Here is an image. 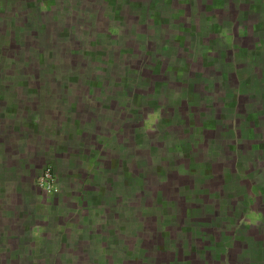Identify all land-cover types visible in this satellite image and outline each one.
<instances>
[{
  "label": "rangeland",
  "instance_id": "obj_1",
  "mask_svg": "<svg viewBox=\"0 0 264 264\" xmlns=\"http://www.w3.org/2000/svg\"><path fill=\"white\" fill-rule=\"evenodd\" d=\"M16 1L0 0V167L11 168V188L21 184L49 207L59 202L64 188H72L68 197L72 204L83 193L82 204L89 205L87 213L70 216L74 233H46L47 240L41 237L47 253L28 264H216L214 249L202 250L200 245H214L222 233L231 231L230 210L224 211L232 197L221 201L225 183L231 180L222 172L225 159L220 167L217 161L211 164L213 176L203 173L207 162H212L204 156L206 147L200 150L205 145L184 144L183 132L173 131L181 126H163L172 116L171 107L165 110L161 100L135 110L136 97L130 93L142 88L143 79L118 80L120 54L104 62V52L110 50L105 45V50L93 52L92 57L86 54L89 59L82 56L84 52L79 55L76 39H71L69 47V41L58 39L70 37L72 30L58 27L55 14L43 11L53 0H22L23 4L12 8ZM24 5L34 10L20 8ZM63 10L67 12L68 6ZM95 37L103 35L97 32ZM110 83L123 88L109 95L114 100L111 106L98 110L89 106L100 93L94 87ZM186 96L183 91L174 96L179 107ZM198 102L201 95L194 94L192 104ZM81 113L86 141L95 144L96 151L72 161L69 152L79 145L64 144L58 131L72 114ZM179 114L174 119L179 120ZM195 134L191 137H198V130ZM46 166L55 175L52 192L38 182ZM85 183L92 185L85 187ZM235 192L243 193V186ZM73 211L79 214L77 209L68 213ZM62 219L50 213L49 228L61 229ZM40 247L37 242L36 248Z\"/></svg>",
  "mask_w": 264,
  "mask_h": 264
},
{
  "label": "crops",
  "instance_id": "obj_2",
  "mask_svg": "<svg viewBox=\"0 0 264 264\" xmlns=\"http://www.w3.org/2000/svg\"><path fill=\"white\" fill-rule=\"evenodd\" d=\"M17 1L11 4L12 8L24 3ZM78 1L53 0L46 4L48 8L44 7L43 11L55 14L52 16L57 18L58 27L72 30L70 37L64 34L66 39H58L69 41L68 47L72 45L71 39H76L75 45L79 46L76 52L79 55L84 52V57L105 50L106 45L110 50L104 52V62L120 54L122 73L118 80L127 76L135 81L143 79L142 88L130 93L136 97L135 104L130 97L135 110L148 102L155 106L163 100L165 110L172 108V116L166 118L163 126H181L173 131L178 135L183 132L184 144L205 145L200 150L206 147L204 156L212 162L206 161L203 173L214 175L213 168L209 170L214 161L219 167L222 159L227 163L221 168L231 179L224 186L230 193L224 191L219 199L232 197L233 201L224 211L226 214L230 210L231 231L222 233V239L214 245L201 243L202 250L214 249L211 253L216 264H264V0ZM67 6L65 12L63 9ZM25 7L34 10L32 5L20 6ZM97 32L103 37H95ZM94 88L100 93L88 105L97 110L98 107L108 109L114 101L109 95L116 88L123 90L112 83ZM182 91L187 96L179 107L174 96ZM194 94L201 95V102L196 105L192 104ZM141 97H145L143 101ZM178 112L179 120L174 119ZM124 116H128L127 111ZM84 118L83 113L72 114L67 118L68 126L58 131L64 144L79 145L74 152H69L68 158L72 161L96 151V145L86 141ZM197 130L198 137L192 138L191 134L196 136ZM87 149L90 152L85 156ZM81 162L83 165L85 160ZM102 167L105 170L104 164ZM87 185L92 184H83ZM12 186L11 168L0 167V264H28L35 257L42 260L47 244L41 243V237L47 240L46 233H74L70 216L89 210L86 202L82 204L83 193L74 200L76 205L68 200L72 188H64L59 202L49 207L29 195L23 185ZM239 186H243L244 194L235 192ZM76 209L79 214L68 213ZM50 213L63 218L61 229L49 228ZM104 222L103 214V225ZM37 242L40 248H36Z\"/></svg>",
  "mask_w": 264,
  "mask_h": 264
},
{
  "label": "built area",
  "instance_id": "obj_3",
  "mask_svg": "<svg viewBox=\"0 0 264 264\" xmlns=\"http://www.w3.org/2000/svg\"><path fill=\"white\" fill-rule=\"evenodd\" d=\"M54 172L51 166H46L43 169V173L39 178V185L42 189H46L48 191L55 190V185H54Z\"/></svg>",
  "mask_w": 264,
  "mask_h": 264
}]
</instances>
